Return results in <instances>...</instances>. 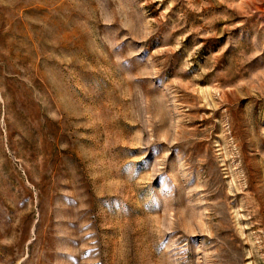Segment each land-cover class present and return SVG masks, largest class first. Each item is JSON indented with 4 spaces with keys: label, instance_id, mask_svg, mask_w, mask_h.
I'll use <instances>...</instances> for the list:
<instances>
[{
    "label": "rangeland",
    "instance_id": "374dc122",
    "mask_svg": "<svg viewBox=\"0 0 264 264\" xmlns=\"http://www.w3.org/2000/svg\"><path fill=\"white\" fill-rule=\"evenodd\" d=\"M0 264H264V0H0Z\"/></svg>",
    "mask_w": 264,
    "mask_h": 264
}]
</instances>
